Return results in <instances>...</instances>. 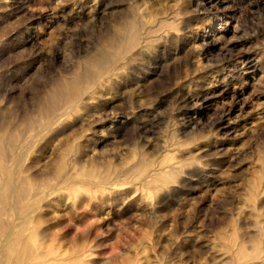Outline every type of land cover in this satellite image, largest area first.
Returning <instances> with one entry per match:
<instances>
[{"label": "rangeland", "instance_id": "1", "mask_svg": "<svg viewBox=\"0 0 264 264\" xmlns=\"http://www.w3.org/2000/svg\"><path fill=\"white\" fill-rule=\"evenodd\" d=\"M133 28L140 43L115 54ZM0 123L20 157L0 170L51 193L45 242L75 264L250 259L264 244V0H0Z\"/></svg>", "mask_w": 264, "mask_h": 264}, {"label": "bare ground", "instance_id": "2", "mask_svg": "<svg viewBox=\"0 0 264 264\" xmlns=\"http://www.w3.org/2000/svg\"><path fill=\"white\" fill-rule=\"evenodd\" d=\"M211 1V0H210ZM216 2L223 0H214ZM127 34L121 35L108 46L117 54L127 47H134L140 43V35L135 29H129ZM93 76H99L105 66L103 63L92 62ZM80 81L67 84L66 90L53 102L47 110L46 121L42 127L48 126L58 118L65 101L79 94L83 87ZM34 126V121L28 123ZM3 124L0 123V129ZM8 158L18 159L19 155H7L0 142V163H6ZM0 164V165H1ZM8 165V164H7ZM99 171L92 167L87 170L89 176L95 177ZM147 176L157 180V169H149ZM27 181L16 176H6L0 170V264H75V259L69 256L67 249L45 242L47 235L46 223L42 211L54 203L50 192L43 188L32 190ZM77 192L80 189H76ZM74 205V203L72 204ZM72 258V259H71ZM264 264V244L259 243L250 259L236 257L234 264Z\"/></svg>", "mask_w": 264, "mask_h": 264}]
</instances>
